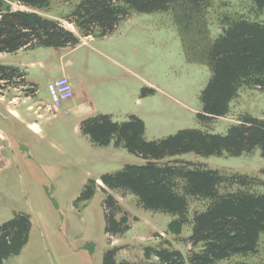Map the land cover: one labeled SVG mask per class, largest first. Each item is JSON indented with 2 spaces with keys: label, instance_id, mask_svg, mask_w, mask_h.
I'll return each mask as SVG.
<instances>
[{
  "label": "rangeland",
  "instance_id": "obj_1",
  "mask_svg": "<svg viewBox=\"0 0 264 264\" xmlns=\"http://www.w3.org/2000/svg\"><path fill=\"white\" fill-rule=\"evenodd\" d=\"M6 1L0 0V8L7 6ZM80 1L50 0L49 7L43 9L46 16L59 17L63 26L79 34V29L67 20V15ZM228 17L264 23V9L258 10L250 0H211L207 26L212 38L222 32L223 20ZM91 46L93 49L89 48ZM43 49L50 50L0 55V64H24L27 67L29 79L38 88V92L31 95V103L39 102L44 106L52 102L49 80L61 75L57 66L69 58L73 72L80 74L70 79L75 97L99 113L106 110L108 104L111 107L115 105V97L106 94L110 89L124 90L125 99L132 96L126 91L130 92L135 87L140 96L144 88L154 89V94L149 95L145 102L147 105L136 106L147 108L144 113L147 121L145 139L149 141L186 128L225 134L243 114L264 118V87L244 85L231 102L227 115L214 118L209 123L201 121V93L210 80L211 70L206 63L188 60L177 21L169 11H131L112 34L96 36L95 41L70 52L65 58L60 52L52 53L55 48ZM34 60H41L44 64L31 66L30 62ZM6 85L5 89L11 94L27 89V84L19 86L18 90L13 89L12 83ZM67 101L60 106L62 109L56 118L53 117L55 111L47 112L42 118L32 117L52 135V140H40L39 136L29 133L25 125L16 123L1 111L5 102L0 101V130L7 135L0 139V225L16 213H26L32 221L27 244L20 254L10 256L4 264H103L105 253L112 248L118 249V261L148 264L145 248L167 246V240L187 259L192 249L188 241L192 233L191 222L174 224L177 215L146 209L136 195L124 189L106 188L100 179L106 173L122 170L126 164H143L146 161L114 142L106 146L92 143L78 127L75 110L67 109ZM62 117L66 120L62 121ZM115 118L116 121H125L128 116L122 114ZM171 161L201 163L264 180V158L260 148L240 156H206L188 152L161 160ZM93 180L97 182L93 196L87 200L80 199ZM256 189L264 191V186ZM109 194L121 207L117 218L127 216L129 230L121 235L110 236L106 232L104 201ZM205 205V201L192 199L189 219L192 220L195 210H202ZM258 248L255 254L234 255L217 264H236L238 261L264 264V233ZM187 264H190L188 259Z\"/></svg>",
  "mask_w": 264,
  "mask_h": 264
},
{
  "label": "trees",
  "instance_id": "obj_2",
  "mask_svg": "<svg viewBox=\"0 0 264 264\" xmlns=\"http://www.w3.org/2000/svg\"><path fill=\"white\" fill-rule=\"evenodd\" d=\"M16 1L32 8H45L50 4V0ZM250 1L258 10L264 9V0ZM210 4L211 0H81L67 15L79 34L63 26L57 18L7 7L0 11V53L38 46L75 47L83 36L112 34L131 11L172 12L188 60L206 63L211 70L210 80L201 93L203 109L199 113L201 121L209 123L230 112L231 102L244 85L264 87V23L228 17L223 20L222 32L212 38L207 26ZM11 83L16 87L27 84L26 95L37 93L36 84L26 80L21 67L0 64V93ZM153 92V88H144L142 96ZM80 128L94 144L105 146L114 142L146 161L126 164L122 170L106 173L100 179L106 188L124 189L136 195L146 209L177 215L174 224L191 222L188 241L192 249L187 256L190 264H217L234 255L258 252L264 233V191L256 187L264 186L263 179L201 163L161 160L188 152L240 156L257 148L264 158V118L243 114L225 134L186 128L150 141L145 139L144 120L135 114L121 122L110 114H96L82 120ZM96 183L93 180L87 185L80 199H90ZM192 199L205 201L206 205L202 210H195L190 220ZM104 206L106 232L110 236L129 230L127 216L121 219L116 216L121 207L112 194L107 196ZM31 226L26 213H16L0 225V264L20 254L28 242ZM117 251V248L109 249L103 264H133L118 261ZM145 256L148 264H187L186 255L168 240L167 246H147ZM236 264L251 263L238 261Z\"/></svg>",
  "mask_w": 264,
  "mask_h": 264
},
{
  "label": "crops",
  "instance_id": "obj_3",
  "mask_svg": "<svg viewBox=\"0 0 264 264\" xmlns=\"http://www.w3.org/2000/svg\"><path fill=\"white\" fill-rule=\"evenodd\" d=\"M6 2L8 3L7 6L4 8H0V11L5 10L7 7H10L13 10L21 9V10L35 11V12H38V13L46 16L43 8L30 10L29 7L18 3V1H13V2L6 1ZM48 17H50V16H48ZM53 18L60 19L59 17H53ZM81 39H82V42H80L75 47L65 46V47H58V48H55V47H45V48H55V49H52L53 50L52 53L60 52L62 57L65 58L66 56H68V54L70 52L72 53L75 50L79 49V47L89 45V42L95 41L96 37L95 36H83V37H81ZM43 48H44V46H38L35 48H22L18 51H15V52L0 53V55L1 54H11V53L19 54L23 51H30V50H33L32 52L42 51V50H50V49H43ZM89 48L93 49V46H91ZM43 52H45V51H43ZM37 64L42 66L44 64V62L41 60H34V61L30 62L31 66H36ZM71 64H72V60L68 58V59L64 60L59 66H57V69H59L61 71L60 76L66 75L70 79L72 76H75V75H76V77L80 76L79 73L75 74V70L73 72V70L71 69ZM15 66H19L23 69V71L26 73V80L28 82L36 84L35 82H33L29 79L28 76L30 73H29V71L26 70L27 67H24V64L15 65ZM50 69H52V68H50ZM60 76H58V77H60ZM50 81H52V79L49 80V82ZM82 83H83V85H85L84 81H82ZM13 89L18 90L19 88L14 86ZM82 89H83V91L86 90V89H84V86L82 87ZM37 92H38V88H37ZM104 92L105 91L103 90L102 91L103 95H105ZM126 92H128L129 94H132L130 99L124 98L125 97V91L120 89V88H117L114 91H112V89H110L109 93L107 91V93H106L107 95H109L110 97H115L113 100L115 105H113L111 107V105L108 104V106H107L108 108L106 110H103L101 113L112 115L114 120L116 119L115 116H117V118H118L119 116H121L123 114V115L128 116V118H129L130 115L135 114L144 120L145 125H146V129H145V134H146L147 121H146V116L144 115V113L147 111V108L144 107V108L139 109L136 106H140V105H142V103L147 105V103H145L148 100L147 98L149 97V95L154 94V92L151 94H148L146 96H142V95L140 96V94L137 93L136 87L132 91H130V92L126 91ZM22 93L21 92H19V93H13L12 92V94H11V92L8 93L7 89H4V92L0 93V101L5 102L3 104V109H1V111L6 115L7 114L10 115L14 120H16V123L18 122V124L25 125L26 128L28 129V132L31 134H34L36 136H39L40 140H45V139L46 140H52L51 139L52 135H50L49 133H47L45 131V129L42 127V125L38 122V120H32V117H33V115H37L39 118H42L47 114V112L55 111L53 114V117L56 118L59 116L62 108L58 107L57 110H50L49 108L52 107V102L45 104L44 106L39 104V102L31 103V100H30L31 95H26L25 92H22ZM134 102H136V105L134 104ZM24 104H26V105H24ZM65 104L68 107L67 109H74L75 110L74 113H75L76 121H78V127H80L81 121L84 120L86 117H88V115L93 116L96 114H100L99 110L96 111L94 108H90V107L86 106L84 104V102H81L79 99H77L75 97V95L71 99H69ZM62 105H63V103H62ZM42 110H45V112L43 113ZM66 112H67V110H66ZM117 112H118V114H116ZM90 114H92V115H90ZM47 117H50V116H47ZM65 120H66V118L62 117V121H65ZM119 122H121V121H119ZM6 136L7 135L2 130H0V139H2L3 137H6ZM50 136H51V138H50ZM49 142H50V144L53 143L52 141H49Z\"/></svg>",
  "mask_w": 264,
  "mask_h": 264
},
{
  "label": "built area",
  "instance_id": "obj_4",
  "mask_svg": "<svg viewBox=\"0 0 264 264\" xmlns=\"http://www.w3.org/2000/svg\"><path fill=\"white\" fill-rule=\"evenodd\" d=\"M49 92L52 99V107L57 109L64 101L74 96L73 85L68 76H60L48 84Z\"/></svg>",
  "mask_w": 264,
  "mask_h": 264
}]
</instances>
